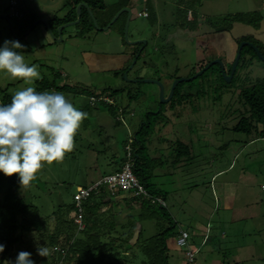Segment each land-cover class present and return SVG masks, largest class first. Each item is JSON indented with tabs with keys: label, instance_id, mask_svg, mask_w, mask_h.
<instances>
[{
	"label": "rangeland",
	"instance_id": "obj_1",
	"mask_svg": "<svg viewBox=\"0 0 264 264\" xmlns=\"http://www.w3.org/2000/svg\"><path fill=\"white\" fill-rule=\"evenodd\" d=\"M150 1L157 4L163 16L151 29L142 28L143 31L138 32L140 25L144 28L148 25V20L134 17L139 7L137 2L132 9L133 17L126 38L123 28L121 33L117 31L119 23H112L106 33L94 30L79 37L75 34L79 24L76 23L65 27L58 40L55 30L59 25L52 33L44 22H37L36 27L24 35L28 28L22 30L21 26L30 21L33 25L39 18L29 12L16 19L11 16L8 0H0V11L9 16L13 26L11 29L9 22L0 18V47L5 40L19 41L25 47L17 51L24 55L29 64L38 65L42 75V79L35 81L32 86L37 89L43 82L49 88L42 91L60 92L50 87L53 75L59 73L56 83L74 86L73 92L61 93L88 113V118L75 137V149L66 155L63 162H53L51 165L45 163L31 187L20 186L19 194L38 208L39 228L27 233L25 243L14 246L5 264H14L20 251L32 253L35 264H43V257L36 251L40 246L47 247L52 255L51 250L55 251L53 245H44L43 242L48 233L60 229L57 215L64 214V206L72 201L77 186L87 187L104 174L115 171L124 150L123 162L128 155L131 156L130 139H127L124 150L123 142L131 136L139 121L147 120V112L154 113L150 114L151 125L146 128L147 164L152 167L148 181L163 196L165 208L174 221L179 225L191 222L195 224L193 227L196 224H208L206 227L213 229L215 234L228 228L227 213L222 209L216 187L223 179L237 181L241 175L243 187L252 195L260 196L255 201L257 213L253 215L254 218L246 219L241 224L257 227L264 243V138L257 137L254 142L247 143L255 137V132L243 133L241 129H235L236 124L241 125L239 91L252 78L264 79V63L249 52L247 56H250L251 63L243 72L237 68L230 81L222 76L220 65L213 63L202 74L183 81L177 87L179 95L163 101L158 94V85L144 80L158 81L166 97L175 79L194 75L215 58L211 59L210 49L204 44L193 49L191 43H186L183 38L172 36L177 29L172 30L170 24L175 0H164V3L160 0ZM260 16L264 17V9ZM215 19L218 23L229 21L225 17ZM155 34L157 36L153 38ZM132 40H145L146 45L128 43ZM139 52L141 54L133 63L135 54ZM101 56H104V62L94 60ZM25 86L22 80H12L6 73L0 72V99L11 102L13 93ZM82 88L93 92L94 99L80 93ZM113 91L117 92L116 96L109 95ZM101 100L117 103L122 108L123 114L118 112L115 115L122 120V124H114L100 105ZM160 105L161 111L157 113ZM229 163L231 167L228 173L211 179L212 174L224 169ZM99 206L100 211L95 212L97 219L104 226L110 225L104 214L109 205ZM126 211L121 206L115 226L104 235V241L125 237ZM72 214L68 213L66 217ZM142 225V240L156 232L150 222H143ZM255 237L242 239L252 240ZM133 240V237L129 239L132 247L124 249V246H120L113 251L125 264H140L143 259L139 243ZM180 255L184 258L182 251ZM169 262L173 263L170 255ZM214 264L217 262L214 261ZM243 264L264 262L254 260Z\"/></svg>",
	"mask_w": 264,
	"mask_h": 264
},
{
	"label": "trees",
	"instance_id": "obj_2",
	"mask_svg": "<svg viewBox=\"0 0 264 264\" xmlns=\"http://www.w3.org/2000/svg\"><path fill=\"white\" fill-rule=\"evenodd\" d=\"M79 1L81 0H70L69 4L72 6V9H74ZM85 2L89 4V0H85ZM74 18L75 13H72L62 21H73ZM110 18L103 25L108 23ZM116 22L117 20L114 23ZM31 23L32 21L23 27L21 26L22 30L29 28ZM77 23H79L77 24L78 26H83L86 31L94 28L86 13V9L80 8V17ZM123 27L124 21L121 23V29ZM259 51L264 55L263 51ZM249 52L259 59L250 46H242L232 77L237 71V68L243 72L244 68L251 63L250 56H247ZM262 62L264 63V61ZM228 72L229 68L224 70L225 74H228ZM59 76V73L53 75L54 78L50 87L60 92H73L74 86L59 84L60 82L56 83ZM181 83L179 82L175 85L171 99L174 95L180 94L177 87ZM47 88H49V85H43V82H40L37 91H42ZM80 93H85L87 97H94L95 95L87 88H82ZM116 93V91H113L109 95L116 96ZM238 97L241 102V110L239 111L241 125L240 123L236 124L235 129H241V132L246 133L254 131L256 137H264V79L252 78L241 87ZM99 102L108 112L115 125L122 124V120L117 116L115 117V115H118V112L119 114H123L122 108L117 103H107L104 100ZM8 103H10L9 100L5 98L0 99V104ZM161 107L162 105H160L157 113L161 111ZM150 114L154 113L147 112L145 114L147 120L139 121L131 136L126 137L122 148L124 150L128 141L127 139H130L129 151L133 174L147 194L151 197H159L164 201L163 196L156 189L152 188L148 181L150 169L152 168L147 164L148 137L146 128L151 125V121L149 120ZM124 152L125 150L123 154ZM123 154L115 170H118L122 165L124 160ZM19 189L20 183L17 175L8 177L0 172V243L5 245V251L0 253V264L6 263V260L12 255L14 246L25 243L24 239L27 233L39 228L40 217L38 208L26 202L24 197L19 194ZM100 204L109 205V208L104 214L107 215L106 218L110 222V225L106 223L105 226L102 225L95 215V212L100 211ZM121 206L127 210L124 219L127 228L124 232L125 237H116L104 241V235L110 232L113 226H115L117 215L121 212ZM71 212L73 214L70 217H66V214ZM63 213L56 217L57 221H59L60 229L57 232L48 233L43 244L50 246L57 245L61 249H64L65 253L62 255L60 252L51 250L52 255L42 258L43 264H125L123 260L118 259L117 253L113 251L120 246H124V249L132 247L129 242V239L132 237L134 238L133 242H136V244L139 243V250L143 256L140 264H170L167 244L171 239L174 240L177 233V223L166 210L165 205H161L155 201L151 202L149 198L130 189L117 190L115 193L110 194L101 186L96 192H92L81 202L80 217L83 224L82 229L78 230L74 222L77 212L73 201L64 206ZM36 218L38 221H35ZM146 221L153 225L156 232L142 240L140 230L143 226L142 223ZM121 227L123 228L124 226L121 225Z\"/></svg>",
	"mask_w": 264,
	"mask_h": 264
},
{
	"label": "crops",
	"instance_id": "obj_3",
	"mask_svg": "<svg viewBox=\"0 0 264 264\" xmlns=\"http://www.w3.org/2000/svg\"><path fill=\"white\" fill-rule=\"evenodd\" d=\"M61 1L62 0H17L14 9L21 13L19 17H24V14H30L29 12H32V16L39 18L34 26L30 28L29 32L36 27L38 24L37 22L44 21L47 23L49 30L53 33L58 25L60 26L66 23L62 20L66 19L72 13H75V8L78 4L77 3L74 9H72V6L69 4L70 0ZM160 1L164 3V0ZM79 2L86 3L85 0ZM137 2L139 4L138 10L135 12L136 14H133L132 9L136 7ZM155 4L156 3L150 0H89V4L86 3L87 8L95 18L96 24L99 25H97L98 27H104L107 23L105 25L103 24L107 22L110 16L115 14L117 10L127 8L130 12L129 22L133 17L132 14L135 18H146L148 20V27L146 26L145 29H151L153 26H156L163 17L162 10ZM172 7H174L170 19L172 30L175 28L189 31L198 30L197 34L177 37L183 38L182 40L186 41V43H191L193 49L199 44H204L210 49L211 59L219 58L221 60L222 66H224L222 67L223 70L230 69L229 66L235 55L237 42L240 39L241 41L251 42L259 50L264 52V17L260 16L261 11L264 9V0H175L174 6ZM80 8L86 9L84 7ZM143 10H145L147 15L144 17L139 16L138 13ZM86 13L88 14L87 9ZM0 14L6 13L0 11ZM19 17L15 18L19 19ZM88 17L91 21L89 14ZM126 17L127 13L121 11L116 18V23H119V29L117 31L120 33L121 23L125 21ZM220 17H225L229 21L218 23L215 18ZM29 19L30 17H28V20ZM9 24L10 28L13 27L11 26V22H9ZM59 26L57 30H55L57 36ZM84 29L83 26L76 27L75 34L81 37V34L86 35L94 30L107 32V29L102 30L93 28L92 30L88 29V31ZM63 31H65V27L59 31L60 36H62ZM69 31L72 32L71 29ZM156 36L157 34H155L153 38ZM58 40H60V38ZM145 45L146 42L143 46ZM97 55L98 54H93V56ZM103 57L104 56L97 57L94 60L97 62H104L105 59ZM125 57L127 56L125 55ZM255 138H257L256 134L255 137L250 138L246 142L252 143L255 141ZM230 167L231 164L229 163L224 169L212 174L211 179L214 177L216 178L217 175L228 173ZM241 182L243 181L240 175L237 181L223 179L221 183L218 184V187H216L218 189V197L222 209L227 213L226 221L229 226L228 228L225 227L221 229L218 234H215L213 229L206 227L208 224L205 226L196 224V226L193 227L195 224L191 222L183 225H181V223L179 225L177 222V229L181 228L188 231L190 248L197 250L192 264H214V261H216L217 264H243L254 260L264 262V243L263 239L260 237L259 229L254 225L245 226L241 224L243 223L242 221L246 219L252 220L254 218L253 215L257 213L255 201L259 199L260 196L257 194L252 195L250 191H247V189L243 187ZM262 191V193H264V190ZM250 196L251 199H249ZM244 199L249 200L246 201ZM251 236L256 237L252 240L242 239ZM167 246L169 251L168 254L173 262L172 264H182L184 261L180 255L182 250L180 251V249L177 248L174 240L171 239ZM226 257H229V259L227 260Z\"/></svg>",
	"mask_w": 264,
	"mask_h": 264
},
{
	"label": "clouds",
	"instance_id": "obj_4",
	"mask_svg": "<svg viewBox=\"0 0 264 264\" xmlns=\"http://www.w3.org/2000/svg\"><path fill=\"white\" fill-rule=\"evenodd\" d=\"M24 47L17 40H5L0 47V72L26 85L13 93L10 103L0 104V172L8 177L16 174L21 188H29L45 163H62L75 149V137L88 113L61 92L32 86L42 75L38 65L29 64L17 51ZM4 251L0 243V253ZM36 251L42 257L50 255L44 246ZM31 257L32 253L20 251L14 264H35Z\"/></svg>",
	"mask_w": 264,
	"mask_h": 264
},
{
	"label": "built area",
	"instance_id": "obj_5",
	"mask_svg": "<svg viewBox=\"0 0 264 264\" xmlns=\"http://www.w3.org/2000/svg\"><path fill=\"white\" fill-rule=\"evenodd\" d=\"M8 2L12 16L19 17L21 13L14 9V5L16 4L17 0H8ZM138 15L144 17L147 15V13L145 10H143L139 12ZM90 99L93 100L94 97H90ZM101 186L104 187L110 194L115 193L117 190L130 189L138 194H141L142 196L149 198L151 202L155 201L161 205H165V202L161 198L151 197L140 185L132 172V160L131 156L128 155L118 170L104 174L100 177V179L87 187H76L74 193L72 194V201L77 212L74 222L76 223L78 230L82 229L83 227L80 217L81 202L85 200L92 192H96ZM262 190H264V185L262 186ZM188 239L189 233L187 230L181 228L177 229V233L174 237V243L178 248L182 249L184 257L182 264H192L195 254L197 253V250L190 248ZM53 250L60 252L62 255L65 253L64 249H61L56 245L53 246Z\"/></svg>",
	"mask_w": 264,
	"mask_h": 264
},
{
	"label": "water",
	"instance_id": "obj_6",
	"mask_svg": "<svg viewBox=\"0 0 264 264\" xmlns=\"http://www.w3.org/2000/svg\"><path fill=\"white\" fill-rule=\"evenodd\" d=\"M80 7H84V8L87 9L88 14H89V16H90V18H91L92 24L96 27V29H102V30H106V29H108V28L111 26V24L116 20V18H117V16L119 15V13H121V11H125V12L127 13V17H126V21H125L124 28H123V36H124V38H126V32H127V29H128V23H129V18H130V12H129V10H128L127 8H124L123 10H122V9L118 10V11L114 14V16L109 20V22H108L104 27H98L97 24H96L95 18H94L93 15L91 14L90 10L87 8L86 3H84V2H79V3L76 5V18H75V20H73V21H69V22H66V23L61 24V25L59 26V28H58V38H57V39L60 38L59 31H60L63 27H66V26H69V25L76 24V23L79 21V17H80ZM0 17L3 18L4 20L10 22V21H9V17H8L6 14H0ZM42 22H44V21H42ZM44 23H45V22H44ZM34 24H35V23H34ZM34 24L31 25V26L25 31V34L29 32L30 28H32V27L34 26ZM140 26H141V27L138 28V31H143L142 28L145 30V28L142 27V25H140ZM197 31H198V30H193V31L182 30V29L179 28V29L175 30V32L172 34V36H182V37H183V36H191V35L197 34V33H198ZM128 43H130V44H135V43L145 44V40H132V41H128ZM244 45L250 46V47L252 48V50L254 51V53L256 54V56H257L260 60L264 61V55L261 54V52L259 51V49H258L256 46H254V45H253L251 42H249V41H241V42L238 44L237 48H236V52H235L234 58H233V60H232V63H231V65H230V69H229L228 74H225V73H224V70H223V68H222V62H221V60H220L219 58H215V59L211 60V61H210L205 67H203V68L200 69L198 72H196L194 75H192V76H190V77H186V78H177V79H175V80L173 81V83H172V85H171V87H170V90H169V92H168V95H167L166 97L163 96V88H162L161 84H159L158 81H156V80H150V79H148V80H144V81H145V82H152V83H155V84L158 85V89H159L158 94H159V97H160L163 101H168V100L171 98L172 93H173V89H174V87H175V85H176L177 83H179V82H183V81H189V80L195 78L196 76L202 74V72H203L204 70H206V69H207L211 64H213V63H217V64L220 65L222 76L224 77V79H225L226 81H230V79H231V77H232V74H233V72H234V69H235V67H236V64H237L238 58H239V56H240V50H241L242 46H244ZM137 56H138V53L135 54V56H134L135 58H134V60H133V63L135 62V59H136Z\"/></svg>",
	"mask_w": 264,
	"mask_h": 264
}]
</instances>
